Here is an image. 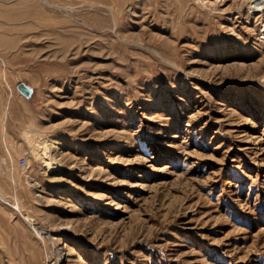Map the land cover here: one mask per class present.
Segmentation results:
<instances>
[{"label": "rangeland", "instance_id": "1", "mask_svg": "<svg viewBox=\"0 0 264 264\" xmlns=\"http://www.w3.org/2000/svg\"><path fill=\"white\" fill-rule=\"evenodd\" d=\"M256 3L0 0V264H264Z\"/></svg>", "mask_w": 264, "mask_h": 264}, {"label": "bare ground", "instance_id": "2", "mask_svg": "<svg viewBox=\"0 0 264 264\" xmlns=\"http://www.w3.org/2000/svg\"><path fill=\"white\" fill-rule=\"evenodd\" d=\"M246 1L248 2V4L257 2L256 3L257 6L264 7V0H246ZM263 34H264V32H263ZM262 39H263V42L261 44L264 45V36L262 37ZM262 47H263V50H264V46H262ZM40 145H41V143H40ZM34 149H36L37 153L40 152L39 154H42V153L45 154L46 158L44 160L45 161L44 165H45V167H47L46 169H47L48 172L61 173V174H65L66 173L67 174L68 172H73L74 171V166L63 167L59 163V161H60L59 157L61 156V152L59 151V149L57 148L56 145L51 144V143L50 144H46V143L44 144V142H43V146L42 145L41 146L36 145ZM53 177H54L53 179H55L57 181H61V179H62L61 176H53ZM34 185L36 187H39V185L37 183H34ZM66 227H62L59 230H61V231L66 230L67 229ZM50 238L54 242L53 243V248L56 251V254H57V257H58V261H61V259L63 257V250L65 248L64 246H62L63 245L62 241L64 240V238H62V235L61 236L60 235L59 236L56 235V236H52Z\"/></svg>", "mask_w": 264, "mask_h": 264}, {"label": "water", "instance_id": "3", "mask_svg": "<svg viewBox=\"0 0 264 264\" xmlns=\"http://www.w3.org/2000/svg\"><path fill=\"white\" fill-rule=\"evenodd\" d=\"M17 88H18V90H19L22 94H24L25 96H29V95L32 93L31 89L28 88V87H27L25 84H23V83H20V84L17 86Z\"/></svg>", "mask_w": 264, "mask_h": 264}, {"label": "built area", "instance_id": "4", "mask_svg": "<svg viewBox=\"0 0 264 264\" xmlns=\"http://www.w3.org/2000/svg\"><path fill=\"white\" fill-rule=\"evenodd\" d=\"M26 163H27L26 158L22 157V158L20 159L19 164H20L21 166H24V165H26ZM29 223H30V225H31L32 227L34 226V222H33L32 220H30Z\"/></svg>", "mask_w": 264, "mask_h": 264}]
</instances>
